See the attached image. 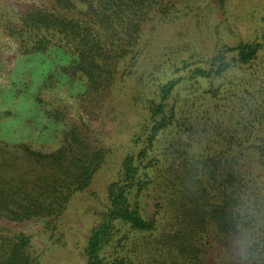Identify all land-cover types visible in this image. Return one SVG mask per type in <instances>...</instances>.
<instances>
[{"label": "trees", "instance_id": "1", "mask_svg": "<svg viewBox=\"0 0 264 264\" xmlns=\"http://www.w3.org/2000/svg\"><path fill=\"white\" fill-rule=\"evenodd\" d=\"M40 1L0 19V26L20 57L52 59L50 73L75 81L83 97L96 102L142 65L146 26L184 2ZM260 50L255 42L222 46L192 69L184 62L177 68L170 54L153 64L147 93L136 100L143 105L137 151L122 160L106 188L105 211L83 250L85 264H207L215 240L238 245L240 264H264V89L243 88L223 103L228 112L216 106L223 99L213 84L234 69L252 68ZM160 69L184 74L168 78ZM50 73L27 97L6 96L12 109L0 108V264H40L30 237L1 223L44 222L53 240L71 198L89 189L106 160L84 123L39 97ZM192 90L201 94L197 101L187 98ZM36 120L42 142L30 131ZM149 199L152 213L144 207Z\"/></svg>", "mask_w": 264, "mask_h": 264}, {"label": "rangeland", "instance_id": "2", "mask_svg": "<svg viewBox=\"0 0 264 264\" xmlns=\"http://www.w3.org/2000/svg\"><path fill=\"white\" fill-rule=\"evenodd\" d=\"M33 5L40 6L42 2L0 0V19L9 18ZM245 42H255L261 46L253 67L244 72L234 69L222 80L213 82L220 89L218 99H223L220 102L216 100V106L227 108L228 112L232 109L223 103L233 100L243 88L253 92L264 89V0H226L223 7L211 0H184L166 19L146 26L142 36V65L130 79L119 81L113 92L98 102L83 97L84 89L82 86L79 89L75 81L55 72L50 73L48 69L53 65L52 59L20 57L17 45L0 26L1 111L14 107L7 102L6 96L27 97L37 80L50 73L53 76L50 80H44V89H39V97L49 107L61 106L69 118L84 123L93 138L102 143L107 151L106 160L95 174L89 189L74 195L57 221L53 240L49 239V232H44V222L1 224L14 233L30 237L32 250L40 257V264H85L83 250L91 229L100 223L105 211L106 188L119 176L122 160L137 151L133 139L142 133L143 105L137 104L136 100L138 94L147 93L148 73L153 64L168 58L166 55L170 54L171 59L176 60L177 68H182L184 62L192 69L200 58L214 56L222 46L233 47ZM160 70L168 78L184 74L181 72L173 76L171 70ZM141 78L145 82L140 85ZM203 88L208 89L209 84L204 83ZM181 95L185 96L186 93ZM200 95L193 94L192 90L187 98L197 101ZM29 126L34 141L42 142L45 136V132L39 134L42 123L36 120ZM153 203L151 199L146 200L144 207L148 213L154 211ZM239 251L236 244L215 240L206 262L240 264Z\"/></svg>", "mask_w": 264, "mask_h": 264}]
</instances>
